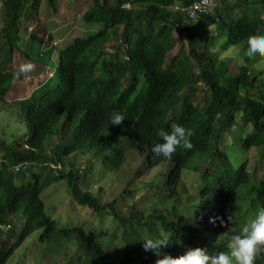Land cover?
I'll return each instance as SVG.
<instances>
[{
    "label": "trees",
    "instance_id": "1",
    "mask_svg": "<svg viewBox=\"0 0 264 264\" xmlns=\"http://www.w3.org/2000/svg\"><path fill=\"white\" fill-rule=\"evenodd\" d=\"M43 1L0 0V105L13 83L45 78L7 106L0 124V264L31 236L41 247L39 254L32 253L34 264L49 261L62 247L64 264H154L156 256L143 249L142 240L158 236L168 237L162 255L176 257L197 247L209 256L227 251L230 228L239 231L236 218L227 219L228 208L248 195L252 213L264 206V176L256 182L254 168L236 156L259 149L264 158V57L245 56L247 37L264 33V0H214L211 12L196 19L181 11L192 0H72L69 7L78 10L76 23L86 36L57 52L52 45L64 32L50 34L45 23L46 29L34 28ZM45 1L57 14L61 0ZM179 31L186 49L167 60ZM43 43L48 48L42 51ZM27 62L34 68L21 73L20 65ZM115 110L125 116L118 126L108 124L107 114ZM172 123L186 128L192 148L157 157L151 146ZM121 140L139 163L127 184L106 201L104 189L94 191L88 178L95 165L105 170V183L123 168ZM77 157L85 158L81 170L73 167ZM160 166L159 205L182 193L183 174L196 175L192 198L206 201L194 214L176 216L170 213L174 204L165 213L151 212L153 206L139 212L133 202L137 189L153 193L158 183L134 185L133 179ZM56 181H64L70 210L79 207L110 219V227L120 232L121 253L107 246L114 240L109 236L95 244L96 228L86 232L69 225L65 214L63 222L44 215L40 195ZM210 218L224 224L210 225ZM22 257L28 255L22 251ZM255 264H264L262 252Z\"/></svg>",
    "mask_w": 264,
    "mask_h": 264
},
{
    "label": "rangeland",
    "instance_id": "2",
    "mask_svg": "<svg viewBox=\"0 0 264 264\" xmlns=\"http://www.w3.org/2000/svg\"><path fill=\"white\" fill-rule=\"evenodd\" d=\"M77 1V0H76ZM72 0H61L58 3V13L55 14L50 10V7L47 6V2L44 0L43 3L40 6V14L35 20L34 28L40 27L45 28L46 25L50 26V28L47 30L50 34L56 33L61 34L64 32V38L61 40L56 41L52 46L55 48V51L61 50L66 43H70L73 41V39L79 37L80 35L86 36V33L80 31V27L78 23H76L77 18H79L78 10L74 11L72 8L69 7V3L76 2ZM84 8V7H83ZM126 8H129V6H126ZM73 12V14H71ZM71 14V15H70ZM2 23H0V28ZM189 24V21H187V24ZM66 31V32H65ZM29 34V31L26 33V35ZM49 34V35H50ZM47 40H51V38H47ZM174 40H175V47L174 49L168 54L167 60H170L172 57L176 56L180 48L182 47L184 50L186 49V38L184 34H182L180 31L174 33ZM27 40L25 38L22 39V42H26ZM48 48L43 43V46H41V50ZM110 54V51H108ZM56 53L53 54L51 57V60L54 62L55 66L57 64L56 61ZM227 58V54L220 57L221 60H224ZM233 65H230L232 67ZM234 66L236 68H239L238 63H234ZM233 67L235 70L234 72H237V69ZM49 74L51 71H48ZM233 72V70H232ZM231 73V72H230ZM49 77V75H48ZM48 79V78H47ZM44 77H40L39 80H34L30 78L22 79L19 82H15L11 85L9 89V94L6 97V101L4 105H0V112L3 114H0V124L6 119V108L8 105H11L14 100H21L25 98L27 95H29L31 92L35 91L37 86L39 85V81H44ZM200 93H197L196 95V101H198V98H200ZM235 133L231 134V138H233ZM118 148L122 151H124V154L126 155V163L123 166L122 169L118 173H115L110 181L107 183L102 181L101 178L105 177V170H102L99 166L92 167L91 173L89 175V181L95 184L94 191L96 190L97 186L101 187L103 190L102 193V199L108 201L110 196L116 195L120 192L121 186H124L127 184L128 179L132 175L133 169L138 165L139 161L136 158V155H134L133 152L126 149L125 145L123 144L122 140L118 143ZM238 160L246 161L248 163V166H250L252 169L254 168V178L256 182L260 180L261 177L264 176V158L260 157V150L259 149H251L249 152H240L239 155H236ZM63 163H68L69 160L62 159ZM145 163V161H140ZM74 168L81 170V168L85 167V158L77 157L74 161ZM163 167H157L153 170L147 171L146 174L138 175L133 179V184H149L152 179L154 181L153 186L158 183V186L154 188L153 193H148V190H143V188L137 189L136 193L134 194L133 202L136 204L137 209L139 212H144L145 210H151V212H158L159 210H162L164 213L166 210L170 208V206H173V210L170 213L175 214L176 216H184L187 217L190 214H194L199 205H203L206 200H198L196 198H192L194 195V187L192 184L195 185L198 184L197 177L194 174H191L190 172L183 174L181 182L179 183V190L182 193L178 195V197H173L170 199H166V201L162 204H158V198L161 195V187H160V181L161 178L156 176V174L159 173V171ZM45 180V176L42 178V182ZM54 180V179H51ZM132 184V185H133ZM252 184V182H251ZM64 181H56L55 183L50 184L47 186L43 192L41 193L40 197L43 202V213L45 216H49L50 218L57 219L60 222H63L65 217L63 214L66 215V218L69 222V225L73 227H78L82 229H86L87 231L94 230L96 228V234L99 238L109 236V239H113L111 242L109 241L107 243V246L110 248L111 251H113L115 254H119L122 252V243L120 242V232L119 230L115 229L114 227H110V219L106 216L100 215L99 217L95 216L94 214H87L86 210L73 208L72 210L69 209L70 201L66 199V190L64 187ZM132 188V187H131ZM139 192V194H137ZM147 193V195H146ZM169 194L166 190H164L163 195ZM249 199L250 196L248 195ZM248 197L243 198L242 201L235 200L229 208L228 211L232 214L233 217L236 218L238 221V228L240 229L249 219L253 218L255 216L254 213H252V210L248 208ZM145 201H148V207H144ZM137 202V203H136ZM150 203V204H149ZM125 202L124 199L119 200V207L124 210ZM147 208V209H144ZM69 209V211H68ZM100 220V224H97ZM100 225V227H99ZM35 235V234H34ZM34 239V237H32ZM95 238V236H94ZM29 244L25 241L23 243V247L15 251L10 259L7 261V264H21V260L23 259L22 264H34V254H39L40 248L39 245L35 244V241L31 240V237L29 239ZM35 240V239H34ZM13 241L9 243L11 245ZM8 245V246H9ZM25 247V250H23ZM35 247V248H34ZM56 254L54 256L49 257V261H43V264L50 263V264H64L63 261H61L62 258H65V254L62 252L65 250L64 247L57 249ZM74 251V249H71ZM22 251L25 252V255H28L27 258L22 257ZM62 254V256H58V253ZM71 253V252H69ZM64 254V255H63ZM262 254L264 255V251H262ZM33 257V258H32ZM41 262V261H40Z\"/></svg>",
    "mask_w": 264,
    "mask_h": 264
},
{
    "label": "clouds",
    "instance_id": "3",
    "mask_svg": "<svg viewBox=\"0 0 264 264\" xmlns=\"http://www.w3.org/2000/svg\"><path fill=\"white\" fill-rule=\"evenodd\" d=\"M246 43L245 56L264 57V33L248 36ZM33 68L34 65L27 62L20 65L19 71L27 73ZM107 116L108 124L112 126H118L125 120V116L118 110L108 113ZM158 135L161 142L151 146V152L157 157L171 158L177 147H182L185 150L192 148L188 139L190 133L180 124L172 123L170 131L160 130ZM227 219L230 222L232 214L228 215ZM216 222L224 224L223 220L209 219L210 225ZM84 230L87 232L86 229ZM230 233L227 239V251H221L213 256L208 255L206 248L198 247L187 248L182 255L176 257L171 254L162 255L161 249L169 245L166 236H158L154 239L145 238L142 240V247L145 251H151L156 256L154 264H255L257 255L264 251V206L259 207L255 216L249 219L239 231L230 228ZM98 238L96 235L93 240L95 244L100 240Z\"/></svg>",
    "mask_w": 264,
    "mask_h": 264
},
{
    "label": "built area",
    "instance_id": "4",
    "mask_svg": "<svg viewBox=\"0 0 264 264\" xmlns=\"http://www.w3.org/2000/svg\"><path fill=\"white\" fill-rule=\"evenodd\" d=\"M214 0H192L191 5L187 9H181V11L187 14L191 19L198 18L201 14H208L211 12L214 6ZM51 168L56 171L58 166L51 165Z\"/></svg>",
    "mask_w": 264,
    "mask_h": 264
},
{
    "label": "bare ground",
    "instance_id": "5",
    "mask_svg": "<svg viewBox=\"0 0 264 264\" xmlns=\"http://www.w3.org/2000/svg\"><path fill=\"white\" fill-rule=\"evenodd\" d=\"M54 171V170H53Z\"/></svg>",
    "mask_w": 264,
    "mask_h": 264
}]
</instances>
